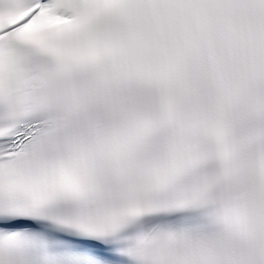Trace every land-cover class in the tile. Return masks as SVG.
Here are the masks:
<instances>
[{
  "label": "snow or ice",
  "instance_id": "6c2138e0",
  "mask_svg": "<svg viewBox=\"0 0 264 264\" xmlns=\"http://www.w3.org/2000/svg\"><path fill=\"white\" fill-rule=\"evenodd\" d=\"M0 264H264V0H0Z\"/></svg>",
  "mask_w": 264,
  "mask_h": 264
}]
</instances>
